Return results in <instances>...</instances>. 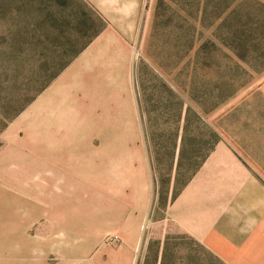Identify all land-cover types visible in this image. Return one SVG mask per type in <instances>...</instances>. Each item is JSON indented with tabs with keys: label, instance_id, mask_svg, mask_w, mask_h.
I'll return each mask as SVG.
<instances>
[{
	"label": "rangeland",
	"instance_id": "rangeland-1",
	"mask_svg": "<svg viewBox=\"0 0 264 264\" xmlns=\"http://www.w3.org/2000/svg\"><path fill=\"white\" fill-rule=\"evenodd\" d=\"M99 1L0 0V264H129L122 249L132 242L134 206L121 204L109 167L75 174L84 169L81 162L108 165L109 145H91L80 132L63 142L49 135L53 127L98 130L103 95L92 93L96 113L78 104L54 121L45 100L52 76L108 28L94 5ZM143 3L129 40L127 83L137 143L145 142L138 90L165 92L166 83L202 116L264 193V0ZM200 127L192 119V135L201 134ZM52 160L77 168L62 174L56 167L50 178L46 165ZM153 175L131 264H224L163 221L172 194L166 174ZM112 237L119 242L109 243Z\"/></svg>",
	"mask_w": 264,
	"mask_h": 264
},
{
	"label": "crops",
	"instance_id": "crops-1",
	"mask_svg": "<svg viewBox=\"0 0 264 264\" xmlns=\"http://www.w3.org/2000/svg\"><path fill=\"white\" fill-rule=\"evenodd\" d=\"M94 5L108 22V28L51 82L54 84L45 100L52 107V115L48 118L54 121L66 110H75L78 104L96 113L98 105L92 103V93L103 95L98 112L99 129L53 127L49 129L51 134L48 133L63 142L72 132H80L91 145L97 142L100 149L109 145L112 158L108 165L102 161L81 162L84 169L75 174L98 173L100 170L95 171V168L104 166L111 169L113 181L121 193V204L124 206L126 202L127 206H134L132 242L127 239L122 249L130 255L131 264L139 225L147 215L154 186L146 143L140 145L135 138V102L127 88L130 83L129 40L134 38L144 3L143 0H100ZM83 85L85 89L81 90ZM45 100L40 102L41 106ZM142 133L144 137L143 130ZM105 136L109 140H104ZM47 164L50 178H55L56 167L63 169L62 174L68 172L67 167L77 168L60 160L47 161ZM172 190L173 185L170 194ZM131 195L134 202H131ZM163 221L200 243L224 264H264L263 190L247 174L240 160L220 142L192 180L166 207Z\"/></svg>",
	"mask_w": 264,
	"mask_h": 264
},
{
	"label": "trees",
	"instance_id": "trees-1",
	"mask_svg": "<svg viewBox=\"0 0 264 264\" xmlns=\"http://www.w3.org/2000/svg\"><path fill=\"white\" fill-rule=\"evenodd\" d=\"M69 64L70 62L63 65L52 76L51 81ZM161 87L165 92L158 93L151 87L144 89L142 95L138 90V109L152 171L158 172L160 176L166 174L165 184L168 185L169 193L173 185V201L202 167L220 142V138L203 123L200 114L186 107L181 96L173 88L166 83ZM192 119L201 126V134L199 132L192 135ZM181 236L197 244L192 238L184 234ZM169 240L167 233L166 247ZM214 258L219 260L215 256Z\"/></svg>",
	"mask_w": 264,
	"mask_h": 264
},
{
	"label": "built area",
	"instance_id": "built-area-1",
	"mask_svg": "<svg viewBox=\"0 0 264 264\" xmlns=\"http://www.w3.org/2000/svg\"><path fill=\"white\" fill-rule=\"evenodd\" d=\"M108 242L111 244H117L119 242V238L118 237L109 238Z\"/></svg>",
	"mask_w": 264,
	"mask_h": 264
}]
</instances>
